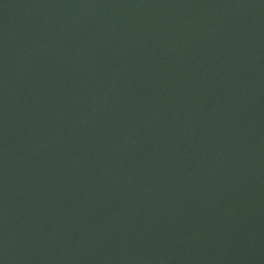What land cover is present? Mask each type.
<instances>
[{
  "label": "water",
  "instance_id": "water-1",
  "mask_svg": "<svg viewBox=\"0 0 264 264\" xmlns=\"http://www.w3.org/2000/svg\"><path fill=\"white\" fill-rule=\"evenodd\" d=\"M0 264H264V0H0Z\"/></svg>",
  "mask_w": 264,
  "mask_h": 264
}]
</instances>
